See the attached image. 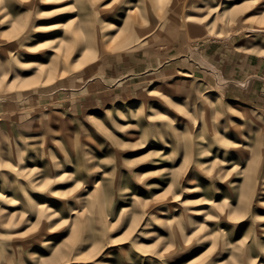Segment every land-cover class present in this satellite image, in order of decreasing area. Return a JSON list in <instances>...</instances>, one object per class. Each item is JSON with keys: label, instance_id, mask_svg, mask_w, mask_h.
I'll return each instance as SVG.
<instances>
[{"label": "rangeland", "instance_id": "1", "mask_svg": "<svg viewBox=\"0 0 264 264\" xmlns=\"http://www.w3.org/2000/svg\"><path fill=\"white\" fill-rule=\"evenodd\" d=\"M219 262L264 264V0H0V264Z\"/></svg>", "mask_w": 264, "mask_h": 264}, {"label": "bare ground", "instance_id": "2", "mask_svg": "<svg viewBox=\"0 0 264 264\" xmlns=\"http://www.w3.org/2000/svg\"><path fill=\"white\" fill-rule=\"evenodd\" d=\"M219 11L222 9V3H219L218 6L216 7ZM221 16V15H220ZM58 24L59 23H55V24H52L50 25L49 27H46L47 29H56L58 28ZM59 25H62V24H59ZM54 40H46L45 43L47 44H51ZM38 65H40V63H38ZM218 264H222V262H219Z\"/></svg>", "mask_w": 264, "mask_h": 264}]
</instances>
